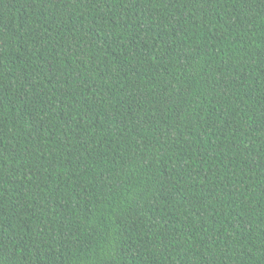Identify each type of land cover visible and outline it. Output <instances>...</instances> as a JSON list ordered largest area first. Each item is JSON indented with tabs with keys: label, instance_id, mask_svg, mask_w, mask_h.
Listing matches in <instances>:
<instances>
[{
	"label": "trees",
	"instance_id": "obj_1",
	"mask_svg": "<svg viewBox=\"0 0 264 264\" xmlns=\"http://www.w3.org/2000/svg\"><path fill=\"white\" fill-rule=\"evenodd\" d=\"M0 264H264V0H0Z\"/></svg>",
	"mask_w": 264,
	"mask_h": 264
}]
</instances>
